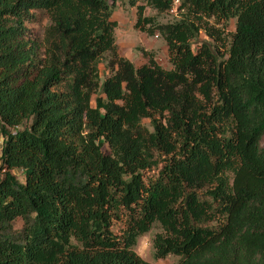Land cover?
<instances>
[{"label":"trees","instance_id":"trees-1","mask_svg":"<svg viewBox=\"0 0 264 264\" xmlns=\"http://www.w3.org/2000/svg\"><path fill=\"white\" fill-rule=\"evenodd\" d=\"M117 1L0 0V264H149L155 224L154 259L264 264V0H129L170 70L118 54Z\"/></svg>","mask_w":264,"mask_h":264},{"label":"rangeland","instance_id":"rangeland-1","mask_svg":"<svg viewBox=\"0 0 264 264\" xmlns=\"http://www.w3.org/2000/svg\"><path fill=\"white\" fill-rule=\"evenodd\" d=\"M138 4H142V2H138ZM174 6H176L175 3ZM145 15L155 16L157 22L160 24L173 22L178 18V13L175 11V9L171 10L168 13L158 15L154 10L146 7ZM112 19L117 23V26L114 30L115 43L117 46L118 54L121 57L128 59L131 63L138 67L147 61V57L146 55H144V53H152L154 61L158 65L166 70L172 69L166 43L163 38L159 34L148 36L147 34L139 31L134 27L136 21V8L130 6L129 0H120L115 3ZM45 24L46 17L42 14H39L35 20L25 23L27 36L36 42L41 41L42 31ZM207 25L209 32L212 35L208 36L203 31H201L198 37L192 41V50L194 52L203 43L210 44L214 47H219L220 41L217 38V33L233 32L235 29V19H231L227 23L226 27L213 20H207ZM99 75L101 82L109 75L104 67L103 62L99 65ZM143 124L147 126L149 130H151V128L148 126V120H143ZM22 127L23 126L19 127L18 129L20 130ZM262 145H264V138L262 140ZM157 171L158 169L151 170L150 172H145V176H154L157 174ZM12 174H14L19 181L23 182L22 170L15 169L12 171ZM21 226V219H17L13 224V230L19 231ZM119 228L120 226H115L113 228V231L115 233H118ZM158 233H162V229L158 224L153 225L151 230L147 232V234L153 238ZM133 250L137 254V252L135 251V247ZM137 255L149 264H177L179 261V257L174 255H169L164 259H154L153 248L149 249L142 256L139 254Z\"/></svg>","mask_w":264,"mask_h":264},{"label":"clouds","instance_id":"clouds-1","mask_svg":"<svg viewBox=\"0 0 264 264\" xmlns=\"http://www.w3.org/2000/svg\"><path fill=\"white\" fill-rule=\"evenodd\" d=\"M153 246V237L148 235L147 233H142L138 237L135 243V251L139 255H144L149 249Z\"/></svg>","mask_w":264,"mask_h":264},{"label":"built area","instance_id":"built-area-1","mask_svg":"<svg viewBox=\"0 0 264 264\" xmlns=\"http://www.w3.org/2000/svg\"><path fill=\"white\" fill-rule=\"evenodd\" d=\"M175 4L177 3V0H175V2H174Z\"/></svg>","mask_w":264,"mask_h":264}]
</instances>
